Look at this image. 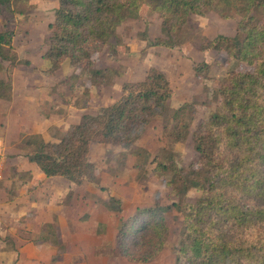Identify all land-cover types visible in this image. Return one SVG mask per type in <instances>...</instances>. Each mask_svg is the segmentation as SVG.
<instances>
[{"label":"trees","instance_id":"obj_1","mask_svg":"<svg viewBox=\"0 0 264 264\" xmlns=\"http://www.w3.org/2000/svg\"><path fill=\"white\" fill-rule=\"evenodd\" d=\"M18 0H0V12L13 11ZM143 8L161 19L162 35L154 45L177 47L191 41L198 27L192 16L219 12L224 18H239L235 35L202 37L199 50L227 53L233 62L213 89L214 111L202 119L194 132L197 162L184 166L175 160L155 159V169L168 175L166 185L175 201L139 206L121 219L118 252L132 263L155 260L166 246L170 227L167 214L182 213L178 255L183 264H264V0H57L44 57L60 69L69 60L72 72L54 88L62 89L85 74L90 86L112 85L119 75L110 66L97 67L95 55L110 44L117 55L125 47L118 28L139 18ZM13 29L0 30V99L13 97L12 72L22 61L14 45ZM113 40V41H112ZM7 63V65H5ZM207 62L194 64L206 73ZM174 93L171 80L156 67L145 77L122 85L120 97L96 114L84 113L80 121L60 129L57 140L41 132L21 133L18 146L48 177L99 183L97 166L89 159L93 143L136 149L137 142L157 118L168 125L175 139L187 137L194 102L169 105ZM78 104V102H77ZM85 108L86 102L78 104ZM200 191L194 200L191 190ZM110 209L122 211L111 198ZM33 240L55 246L62 259L64 243L53 228H41Z\"/></svg>","mask_w":264,"mask_h":264},{"label":"rangeland","instance_id":"obj_2","mask_svg":"<svg viewBox=\"0 0 264 264\" xmlns=\"http://www.w3.org/2000/svg\"><path fill=\"white\" fill-rule=\"evenodd\" d=\"M56 7L57 0H18L15 10L0 12V30H14L15 48H18L22 61L28 56L40 61V56L47 49L50 35L47 26L54 20ZM192 18L198 30L191 41L172 48L158 46L154 42L162 35L161 19L156 13L143 8L139 18H131L118 28L126 46L120 47L117 55L111 54L110 44L95 55L97 67L117 69L119 75L114 84L90 86L84 74L70 88L69 85L62 89L53 86V94L49 97L42 90L40 100L35 104H24L26 110L23 117L11 118L8 123L0 124V137L5 142L2 151L7 157L21 158L26 167H32L34 164L26 150L18 146L21 133L41 130L46 140H57L60 129L79 122L84 113L96 114L101 107L116 101L121 95L123 83L143 79L151 67L162 70L172 82L174 93L170 106L178 107L187 102H194L196 106L195 112L188 117L186 138L178 140L172 137L169 131L174 124L166 125L157 118L137 142L136 149L93 143L89 159L97 166L101 176L99 183L77 185L60 176L46 180L38 177L35 187L39 188V193L35 197L39 206L30 213L38 214L43 223L47 218L53 220L42 224L41 228L51 227L57 231L64 243L65 253L58 260L55 258V246L33 240L38 232H16L23 243L33 244L28 248L21 245L23 255L34 258L32 264H183L184 259L178 255L183 216L176 208L167 214L170 232L166 246L151 262H129L117 250L116 234L120 220L137 207L157 202L169 204L176 200L170 197L166 185L169 176L159 173L154 161L175 160L184 166L198 161L194 132L199 122L215 110L217 101L213 99V89L233 64L227 59L226 52L202 51L197 43L202 37L211 39L219 34L235 35L239 18H224L217 11L195 14ZM202 62L211 65L206 73H198L194 69V64ZM0 74L6 76L4 71ZM62 74L63 70L57 76ZM45 77L41 80H46ZM77 102H86L87 106L82 108ZM27 109L31 110L28 112ZM199 195L200 191L193 189L186 199L194 200ZM111 198L121 202V212L110 209ZM13 238L6 236L2 242L5 249L17 252L15 245L21 241L15 242Z\"/></svg>","mask_w":264,"mask_h":264},{"label":"crops","instance_id":"obj_3","mask_svg":"<svg viewBox=\"0 0 264 264\" xmlns=\"http://www.w3.org/2000/svg\"><path fill=\"white\" fill-rule=\"evenodd\" d=\"M14 45L16 46L15 36ZM16 51L18 54L20 53L18 48ZM43 54L40 56L41 59L44 58L42 61L40 59L41 62L28 56L26 59L31 62L30 65L21 63L15 66L12 72V100L0 99V124L3 122L8 123L11 118L23 117L26 110L24 104L29 106L35 104L36 101L40 100L42 90H45L44 92L49 97V95L53 94L51 89L56 85V81H61L66 75L70 74L71 66L69 60H65L60 69L54 73L48 72L51 63L45 60ZM65 65L66 67H64ZM62 70L61 78L57 74ZM0 76L4 77L1 74ZM44 76H47L45 77L47 79L41 80ZM27 110L29 112L31 109ZM33 132L43 133L41 130ZM4 145L5 142L0 137V264H32L35 261L34 258L23 255L21 245H24V248H28L33 244L23 243L24 241L20 236H16V232L22 233L26 232V230L39 232L42 224L53 222V220L51 221V219L47 218L45 223H43V221L38 219V214L30 213L35 210V207L39 206L35 197L39 193L37 191L39 188L35 187L37 178L42 176L40 180H46L45 178L49 177L43 174L34 163L32 167H26L21 158L7 157L4 150L2 151ZM22 217H25L27 222L24 218L21 219ZM18 220H24L25 222L19 223ZM9 235L14 237L12 240L15 242L16 240L21 241V243L15 245L18 248L17 252L16 250L9 251L3 245L2 238ZM36 257L38 258V256Z\"/></svg>","mask_w":264,"mask_h":264}]
</instances>
